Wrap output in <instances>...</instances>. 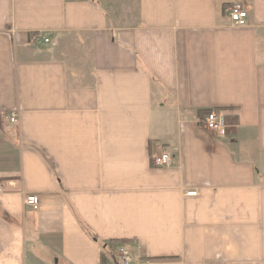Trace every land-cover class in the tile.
Returning <instances> with one entry per match:
<instances>
[{
  "label": "crops",
  "instance_id": "crops-1",
  "mask_svg": "<svg viewBox=\"0 0 264 264\" xmlns=\"http://www.w3.org/2000/svg\"><path fill=\"white\" fill-rule=\"evenodd\" d=\"M0 183V264H264V0H0Z\"/></svg>",
  "mask_w": 264,
  "mask_h": 264
},
{
  "label": "built area",
  "instance_id": "built-area-1",
  "mask_svg": "<svg viewBox=\"0 0 264 264\" xmlns=\"http://www.w3.org/2000/svg\"><path fill=\"white\" fill-rule=\"evenodd\" d=\"M229 17L232 24L235 27H246L248 25V12L246 7L242 3H235L229 12ZM45 43H48L49 40L45 39ZM12 123H17V115L11 114L9 117ZM200 123L209 131L224 135L226 130L229 127L228 118L225 113L222 111H211L204 115ZM153 165L155 167H171L174 164V156L165 152L161 155L153 156L152 158ZM3 192V186L0 183V194ZM198 192L193 191L187 193V196H197ZM26 205L30 206L34 210L40 208V199L38 196L30 195L25 200ZM118 257L122 264H132L133 256L132 253L124 246H121L117 249Z\"/></svg>",
  "mask_w": 264,
  "mask_h": 264
}]
</instances>
